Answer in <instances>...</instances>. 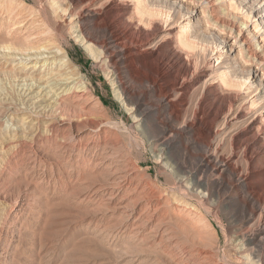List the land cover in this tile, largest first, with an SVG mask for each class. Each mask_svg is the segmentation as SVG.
Segmentation results:
<instances>
[{"label": "bare ground", "instance_id": "1", "mask_svg": "<svg viewBox=\"0 0 264 264\" xmlns=\"http://www.w3.org/2000/svg\"><path fill=\"white\" fill-rule=\"evenodd\" d=\"M156 1L38 2L41 22L48 23L49 14L62 19L69 33L98 63L107 66V75L118 97L133 106L132 110L143 122L145 134L152 140L151 146L160 145L161 152H169L179 144L185 161L182 189H187L188 197L199 199L203 206L212 201L222 208L226 203L224 207L231 216L242 223L231 235L230 252L236 264H264V105L254 109L263 95L244 102L240 96L250 79L252 87L258 84L257 92L264 90V12L258 13L264 9V0H234L235 3L195 0L200 5L202 20H196L192 10L187 24L181 28L177 25L183 18L159 10ZM233 12L242 18L238 27L228 24ZM172 19L173 28L169 30L156 21L167 24ZM254 19L251 31L249 27ZM202 22L228 31L229 40L235 39L231 42L233 47L242 42L241 46L235 50L231 46L226 55L219 54L217 64L211 59L200 63ZM173 29L178 32L172 34ZM224 39L220 46L230 42ZM56 47L28 55L9 53L10 60L17 62L13 66L19 69L33 64L34 74L38 66L42 67L36 73L38 77L30 79L35 90L27 95L28 101L40 113L52 110V114L64 121L69 107L80 106L71 102L70 96L84 98L88 86L73 70L68 52L60 45ZM250 64L256 69L243 75L242 69ZM237 88L239 92L235 91ZM198 89L197 106L188 117L189 98ZM110 130L102 132L104 143L79 145L82 154H92L94 167L104 175L103 183L93 189L92 196L103 199L108 194L111 216L126 218L135 226V237L148 234L157 239L158 232H166L164 225L171 224L173 219L170 214L159 216L161 208H166L159 206L164 200L163 193L155 195L141 181L132 190L138 177L133 178L134 172L127 170L123 161L128 156L122 153L118 143L109 140ZM156 156L161 159V154ZM177 203L178 206L184 203L189 213L196 211L187 201ZM202 256L204 260L210 258L207 251Z\"/></svg>", "mask_w": 264, "mask_h": 264}, {"label": "rangeland", "instance_id": "2", "mask_svg": "<svg viewBox=\"0 0 264 264\" xmlns=\"http://www.w3.org/2000/svg\"><path fill=\"white\" fill-rule=\"evenodd\" d=\"M38 1L0 0V264H236L230 252L231 235L242 223L231 216L224 207L226 203L222 208L212 201L203 206L199 199L188 197L187 189H182L185 161L179 144L169 152H161L160 145L151 146L152 140L133 106L118 97L107 66L98 63L69 33L62 19L49 14V24L41 22ZM156 5L163 12L182 17L179 28L187 24L192 10L195 19L202 20L195 0H157ZM229 16L230 26L242 23L237 13ZM156 21L167 30L173 28V19L167 24ZM177 32L173 29L172 34ZM200 33L198 60L202 64L209 59L217 64L218 55H226L235 41L229 40L228 31L204 22ZM223 39L230 41L227 46H220ZM59 45L68 52L73 70L88 86L84 98L70 96V101L80 106L69 107L66 121L52 110L40 113L28 101L27 95L35 90L30 79L37 78L42 67L33 74V64L19 69L13 66L17 62L10 60L11 52L28 55ZM254 69L252 64L245 65L241 72L247 76ZM256 85L252 87L250 79L240 94L241 102L263 95L255 110L264 105V90L257 92ZM199 89L189 98L188 117L197 106ZM103 130H110L109 140L118 143L128 156L123 163L134 172L133 178L138 177L132 190L141 181L155 195L163 193L159 206L166 208H161L159 216L170 214L173 219L164 225L166 232H158L157 239L148 234L135 237V226L126 218L111 216L108 194L103 199L92 196L104 175L94 167L92 154H82L79 145L104 143ZM156 154H161V159ZM178 200L187 201L196 211L189 213L184 203L178 206ZM204 251L209 254L207 260L202 256Z\"/></svg>", "mask_w": 264, "mask_h": 264}]
</instances>
